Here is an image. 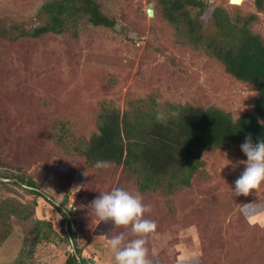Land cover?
<instances>
[{
    "label": "rangeland",
    "instance_id": "obj_1",
    "mask_svg": "<svg viewBox=\"0 0 264 264\" xmlns=\"http://www.w3.org/2000/svg\"><path fill=\"white\" fill-rule=\"evenodd\" d=\"M44 1L0 0V23L31 28L40 23ZM101 2L115 18L113 28L84 23L78 37H0V173L32 178L60 203L68 197L64 207L74 211V239L88 263L113 264L109 235L123 231L135 238L130 226L99 221L91 206L100 193L119 187L138 191L151 205L145 213L157 224L146 237L151 264H264V183L248 195L232 191L247 159L241 148L205 152L206 176L172 194L142 192L123 165L89 167L65 154L56 125L69 123L71 137L89 136L105 101L122 111L137 99L154 100L162 110L169 102L215 104L237 117L252 111L258 97L211 55L178 42L159 0ZM205 2L259 14L253 28L264 37V12L253 0ZM15 179L0 174V264H65L73 247L64 240L63 209ZM38 221L52 225L49 239L40 240L47 228L38 232Z\"/></svg>",
    "mask_w": 264,
    "mask_h": 264
},
{
    "label": "trees",
    "instance_id": "obj_2",
    "mask_svg": "<svg viewBox=\"0 0 264 264\" xmlns=\"http://www.w3.org/2000/svg\"><path fill=\"white\" fill-rule=\"evenodd\" d=\"M253 2L258 12H264V0ZM159 3L163 17L178 33V42L202 49L218 60L230 76L258 91L254 109L234 117L215 104L169 102L162 110L154 100L149 104L137 99L122 111L112 101H105L96 116V129L89 136L71 137L70 124L66 122L55 128L65 154L83 158L89 167H96L97 161L123 165L142 192L172 194L178 188L191 186L200 173L206 176L201 169L205 165V152L240 149L248 135L253 143L264 139V125L260 123L264 121V37L253 28L259 14H242L238 6L236 12H230L205 0H159ZM37 17L40 23L31 28L16 24L9 28L1 22L0 37L16 40L26 35L41 38L50 33L78 37L84 23L107 28L116 25L101 0H45ZM158 113L162 114V120L157 119ZM0 174L16 178L15 184L37 187L32 178L27 180L10 171ZM29 189L61 210L44 192ZM69 213L75 217L73 210ZM63 214L66 219L67 213ZM43 224L38 221L35 227L38 232L47 228L41 241L49 239L54 230L51 224ZM67 229L64 240L71 243L72 237L78 255L70 253L65 264H95L82 257L83 250L77 246L70 222Z\"/></svg>",
    "mask_w": 264,
    "mask_h": 264
},
{
    "label": "clouds",
    "instance_id": "obj_3",
    "mask_svg": "<svg viewBox=\"0 0 264 264\" xmlns=\"http://www.w3.org/2000/svg\"><path fill=\"white\" fill-rule=\"evenodd\" d=\"M157 119L162 120V114L158 113ZM260 123L264 125V121ZM240 148L247 159L242 161L244 170L234 181L232 191L236 196L248 195L264 183V139L253 143L251 135H248ZM95 166L107 168L109 162L97 161ZM91 206L99 221H110L115 226L125 228L130 226V234L135 237L129 239L128 234L123 231L108 236L106 243L112 254L113 264H151L146 237L155 232L157 224L154 220L145 218L151 205L144 202L141 193L113 188L100 193L91 202Z\"/></svg>",
    "mask_w": 264,
    "mask_h": 264
},
{
    "label": "water",
    "instance_id": "obj_4",
    "mask_svg": "<svg viewBox=\"0 0 264 264\" xmlns=\"http://www.w3.org/2000/svg\"><path fill=\"white\" fill-rule=\"evenodd\" d=\"M147 13H148L149 16H153V15H154L153 2H150V3H149V8H148ZM22 185L25 186V187L31 188V189H37V190H38L37 187L29 186V185H26V184H22ZM47 197H49V196H47ZM67 199H68V197H65V199L62 201V203H60V202H58V201H55V200H53V202L56 203L59 207H61V208L63 209V211H65V213H67L68 217H67V223H66V224H68V223L70 222L71 225H72V227H73L72 216H71V214L69 213V211L64 207V203L67 201ZM67 230H68V229H67ZM70 241H71V245H72V247H73V252H74L76 255H78V254H77V251H76V246H75V244H74V240L72 239L71 236H70ZM78 259H79V261H80V263H81V258H80V256H78Z\"/></svg>",
    "mask_w": 264,
    "mask_h": 264
},
{
    "label": "bare ground",
    "instance_id": "obj_5",
    "mask_svg": "<svg viewBox=\"0 0 264 264\" xmlns=\"http://www.w3.org/2000/svg\"><path fill=\"white\" fill-rule=\"evenodd\" d=\"M232 2H233V3H238V4H239V3L242 2V0H232Z\"/></svg>",
    "mask_w": 264,
    "mask_h": 264
}]
</instances>
